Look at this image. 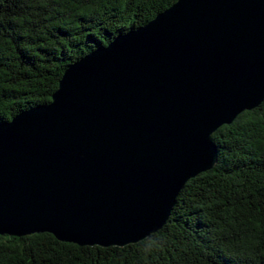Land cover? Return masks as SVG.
Returning <instances> with one entry per match:
<instances>
[{
    "label": "water",
    "instance_id": "95a60500",
    "mask_svg": "<svg viewBox=\"0 0 264 264\" xmlns=\"http://www.w3.org/2000/svg\"><path fill=\"white\" fill-rule=\"evenodd\" d=\"M264 99V0H176L0 122V235L125 246L212 168V133Z\"/></svg>",
    "mask_w": 264,
    "mask_h": 264
},
{
    "label": "trees",
    "instance_id": "16d2710c",
    "mask_svg": "<svg viewBox=\"0 0 264 264\" xmlns=\"http://www.w3.org/2000/svg\"><path fill=\"white\" fill-rule=\"evenodd\" d=\"M175 1L0 0V122L48 103L68 65ZM212 140L214 166L186 181L143 240L101 247L1 234L0 264H264V99Z\"/></svg>",
    "mask_w": 264,
    "mask_h": 264
}]
</instances>
